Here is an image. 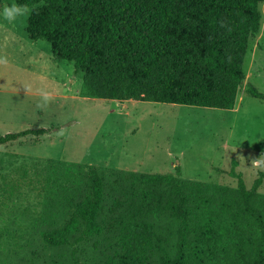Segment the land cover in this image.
<instances>
[{
	"label": "trees",
	"instance_id": "16d2710c",
	"mask_svg": "<svg viewBox=\"0 0 264 264\" xmlns=\"http://www.w3.org/2000/svg\"><path fill=\"white\" fill-rule=\"evenodd\" d=\"M17 3L31 8L29 38L47 41L55 60L83 74V98L233 110L264 0ZM246 92L264 99L251 84ZM51 130L0 135V145ZM77 166L71 186L51 193L59 212L39 227L46 248L59 251L52 264H264V172L248 187L234 161L231 188L185 179L180 166L173 173Z\"/></svg>",
	"mask_w": 264,
	"mask_h": 264
},
{
	"label": "rangeland",
	"instance_id": "374dc122",
	"mask_svg": "<svg viewBox=\"0 0 264 264\" xmlns=\"http://www.w3.org/2000/svg\"><path fill=\"white\" fill-rule=\"evenodd\" d=\"M261 11L233 110L83 98L74 64L55 60L47 41L29 38L31 11L14 24L0 18V135L52 129L39 140L0 145V264H52L59 251L46 248L39 227L59 212L51 193L71 186L78 164L141 173L180 166L185 179L235 188L228 173L235 161L251 187L264 172V99L246 92L251 84L264 95V4Z\"/></svg>",
	"mask_w": 264,
	"mask_h": 264
},
{
	"label": "clouds",
	"instance_id": "9594fccd",
	"mask_svg": "<svg viewBox=\"0 0 264 264\" xmlns=\"http://www.w3.org/2000/svg\"><path fill=\"white\" fill-rule=\"evenodd\" d=\"M30 11L27 4L15 2L5 4L3 0H0V18L7 20L10 24H14L18 18L29 14Z\"/></svg>",
	"mask_w": 264,
	"mask_h": 264
}]
</instances>
